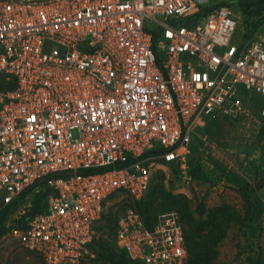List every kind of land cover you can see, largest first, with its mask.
<instances>
[{"label": "built area", "instance_id": "1", "mask_svg": "<svg viewBox=\"0 0 264 264\" xmlns=\"http://www.w3.org/2000/svg\"><path fill=\"white\" fill-rule=\"evenodd\" d=\"M240 17L236 0H0V209L48 192L11 228L24 249L79 264L112 195L140 199L158 167L192 179L206 118L259 97L264 128V43ZM111 240L142 264L187 258L175 211L148 226L128 208Z\"/></svg>", "mask_w": 264, "mask_h": 264}, {"label": "rangeland", "instance_id": "2", "mask_svg": "<svg viewBox=\"0 0 264 264\" xmlns=\"http://www.w3.org/2000/svg\"><path fill=\"white\" fill-rule=\"evenodd\" d=\"M257 0L251 4L257 5ZM241 13V11H239ZM264 10L243 11L237 35L254 33L264 43ZM9 87L0 77V89ZM263 100L253 98L248 115L239 119L211 118L197 131L191 166L200 167L202 180H186L173 166L153 169L149 186L140 199L117 192L104 205L100 235L91 255L79 264H139L110 240L119 216L136 210L147 224L175 211L184 227L187 258L183 264H264V130L259 116ZM38 191L31 190L7 213L0 234V264H46L12 236L23 226ZM25 220V221H24ZM195 245L201 255L193 261ZM194 246V250L193 247Z\"/></svg>", "mask_w": 264, "mask_h": 264}, {"label": "trees", "instance_id": "3", "mask_svg": "<svg viewBox=\"0 0 264 264\" xmlns=\"http://www.w3.org/2000/svg\"><path fill=\"white\" fill-rule=\"evenodd\" d=\"M251 1L252 0H236V5H237L238 10L241 11L242 14H243V11H246V10L247 11H253V12H258L260 10L262 12V10H264V0H257V3H256L257 5H254V6L251 4ZM263 21H264V13H262L260 15L259 19L257 20L256 25L262 23ZM249 32L246 31V32L242 33L245 40L254 37V33L255 32H253L251 34H249ZM211 118H220V119H224V120H228L229 119L228 117H222V116L216 115V116H211V117L206 118L205 123L208 120H210ZM263 130H264V128H263ZM162 151H163V149L156 148V149L150 150L146 155H156V154L161 153ZM159 161H163V160L159 159ZM190 165H191V162H190ZM190 174H191V177H192L193 180H202L205 177L204 173L202 172L200 167L191 166ZM38 193H40V195H38L37 200L34 202V206L32 207V210H30L26 214L27 219H26V221L24 220L25 221L24 224H23L24 227L26 226L27 221L32 216H34L36 213H38L42 209V206H43V204H44V202L46 200L47 193H48L47 190H39ZM15 204H16V202H13V203H10L7 206H5V207L0 209V234L2 233V231L6 230L7 227H6V224L4 223V219H5L6 215H7V213L9 212V210H11L12 207ZM147 225L150 226V224H147ZM113 230H112V233H111V238H112V235H113ZM184 236H185V231H184ZM111 238H110V240H111ZM95 240H94V242H95ZM111 242H112V240H111ZM186 242H187V239H186V236H185V243ZM186 245H187V243H186ZM192 248L194 250V246ZM200 255H201V248H200V246L197 247L195 245V252L193 251V261L195 262V260L197 258H199L198 256H200ZM134 262L142 264V263L137 262V261H134Z\"/></svg>", "mask_w": 264, "mask_h": 264}]
</instances>
